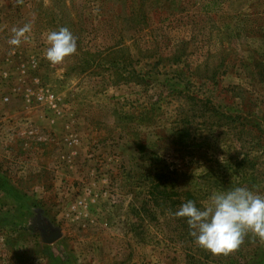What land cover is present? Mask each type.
Returning <instances> with one entry per match:
<instances>
[{"label":"rangeland","instance_id":"1","mask_svg":"<svg viewBox=\"0 0 264 264\" xmlns=\"http://www.w3.org/2000/svg\"><path fill=\"white\" fill-rule=\"evenodd\" d=\"M235 187L264 196V0H0V264H264L172 215Z\"/></svg>","mask_w":264,"mask_h":264},{"label":"clouds","instance_id":"2","mask_svg":"<svg viewBox=\"0 0 264 264\" xmlns=\"http://www.w3.org/2000/svg\"><path fill=\"white\" fill-rule=\"evenodd\" d=\"M29 31L25 26L17 37ZM15 45L18 38L10 41ZM45 58L52 64L61 63L77 50L72 32L62 27L47 34ZM205 207L198 208L192 200L183 202L172 215L184 218L194 243L215 254H227L243 242L248 233L264 239V196L246 187L214 191Z\"/></svg>","mask_w":264,"mask_h":264},{"label":"trees","instance_id":"3","mask_svg":"<svg viewBox=\"0 0 264 264\" xmlns=\"http://www.w3.org/2000/svg\"><path fill=\"white\" fill-rule=\"evenodd\" d=\"M238 121V120H237ZM238 126H247L241 119L239 120ZM152 191L149 193L153 206L159 209V213L166 214L167 211L173 212L172 206L178 205L177 200H173L175 192L168 191L165 187L159 184H155L152 187ZM180 202V201H179ZM177 203V204H176ZM182 204V203H180ZM176 210V208H175Z\"/></svg>","mask_w":264,"mask_h":264},{"label":"water","instance_id":"4","mask_svg":"<svg viewBox=\"0 0 264 264\" xmlns=\"http://www.w3.org/2000/svg\"><path fill=\"white\" fill-rule=\"evenodd\" d=\"M42 241L51 244L61 237V232L53 228L47 221H42L40 225Z\"/></svg>","mask_w":264,"mask_h":264}]
</instances>
